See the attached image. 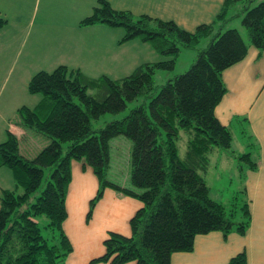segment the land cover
Here are the masks:
<instances>
[{"label": "trees", "instance_id": "trees-1", "mask_svg": "<svg viewBox=\"0 0 264 264\" xmlns=\"http://www.w3.org/2000/svg\"><path fill=\"white\" fill-rule=\"evenodd\" d=\"M253 1L223 0L212 23L188 32L172 21L134 17L113 9L107 0H96L91 14L79 21L80 27H121L124 35L118 44L139 39L168 58L142 63L118 79L105 74L91 77L64 65L31 76L27 92L42 98L34 108L17 109L13 123L49 141L32 158L19 152L20 142L10 131L0 142V168L10 172L13 182V188L2 189L0 194V264H65L72 251L62 229L71 161L88 166L99 183L87 219L106 188L141 203L129 220L130 235L108 233L103 254L91 264H170L173 253L193 250L197 235L245 234L250 224L248 201L233 204L227 211L209 197L200 172L206 171L215 148L237 160L241 176L257 169L251 152L230 150L231 132L214 115L226 93L222 73L242 61L249 46L264 51V0L251 6ZM237 3L243 5L241 26L247 41L235 28L222 31L229 10ZM6 24L0 16V30ZM202 41L208 44L197 49ZM182 49H196L194 62L156 90L154 74L172 71ZM140 97L143 102L124 118L92 129V121L118 114ZM181 133L185 136L183 156L177 146ZM120 135L131 141L130 185L126 187L106 178L109 142ZM236 210L240 211L237 223L232 221ZM41 216L47 220L42 227ZM226 264H247L246 254L240 252Z\"/></svg>", "mask_w": 264, "mask_h": 264}, {"label": "crops", "instance_id": "crops-1", "mask_svg": "<svg viewBox=\"0 0 264 264\" xmlns=\"http://www.w3.org/2000/svg\"><path fill=\"white\" fill-rule=\"evenodd\" d=\"M107 1L115 10L128 11L134 17L146 15L172 21L188 32L194 31L201 24L212 23L223 3V0ZM96 4V0H0V16L6 19L7 26L15 24L14 27H17L8 39H0V50L4 52L3 48L9 44L8 40H20L17 36L22 35L31 19H36L33 11L35 7L38 10L41 6L40 23L55 24V30L59 32L62 28H67L65 31H72L75 36H80V41H77L79 47L89 46V50L80 56L81 64L59 65L78 68L91 77L105 74L112 78L109 75V67L118 57L116 54L122 50L123 44L119 45L116 37H111L113 33L108 26H79V21L89 16ZM82 37L86 38L83 40ZM131 42L136 40L129 41ZM13 46L11 48H15V43ZM133 61L134 58L123 61L121 66L126 68ZM146 61L147 56L143 63ZM222 79L226 93L215 107L214 115L223 126L228 127L232 123L238 126L245 145L254 148L250 152L257 163L255 171L246 170L244 174L243 188L245 200L249 205L250 224L243 236L233 232L226 237L220 232L197 235L194 238L193 250L173 253L170 264H226L240 252L246 254L247 264H264V51L259 52L249 46L245 58L226 69L222 73ZM10 125L9 131L20 142V136L24 135L22 129L13 122ZM70 171L71 180L65 198L66 219L62 229L72 246V251L66 257L65 264H91L93 259L103 254V240L108 233L130 235L129 220L141 207V203L106 188L91 217L87 219L89 202L99 187L98 180L92 170L80 161H71ZM119 185L126 187L128 183L124 180ZM11 188L13 182L10 172L0 168V194L2 189Z\"/></svg>", "mask_w": 264, "mask_h": 264}, {"label": "rangeland", "instance_id": "rangeland-1", "mask_svg": "<svg viewBox=\"0 0 264 264\" xmlns=\"http://www.w3.org/2000/svg\"><path fill=\"white\" fill-rule=\"evenodd\" d=\"M259 1H253L251 6H255ZM242 7V4L237 3L229 10V20L224 24L227 26L222 31L224 32L226 29L235 28L240 32L243 40L247 41L245 30L241 26ZM40 9L41 6L38 10L35 7L33 16L36 19L34 21L31 19L29 25L22 32V35L19 34L17 36L20 37V40H8L7 43L9 44L3 48L5 53L0 50V140L2 142L5 140L6 131H9L10 123L15 120L17 109L22 106L34 108L42 98L41 94H29L27 92V84L31 76L40 70L47 69L50 72L61 63H66L70 66L73 64L79 65L80 56H83L89 50L88 45L79 47L77 41H80V36H75L76 34L72 31H65L67 28H62L61 32H59L55 30V24L40 23ZM14 25H5L4 28L7 27L0 31V39H8L10 35L15 33L17 27L15 28ZM110 28L113 33L111 37H116L119 41L124 35L123 28ZM82 38L84 40L86 37ZM14 43L15 48H11ZM207 44V42L202 41L197 45V49H202ZM140 48L146 50H141ZM121 49L116 54L118 57L113 60L109 67V75L115 79L129 75L137 66L144 62L145 56H147L146 62L148 63L159 62L168 58L167 56L158 54L152 49L149 43L144 44L139 39H136L134 43H129V41L123 43ZM3 53L5 56H3ZM195 57L196 49H182L175 60V66L172 71L166 72L159 70L154 74L156 90L168 78L186 72L194 62ZM131 58H134L132 64L126 68L121 66L123 61L130 60ZM142 102L143 99L140 97L127 103L126 108L118 114L102 115L98 120L92 121V129L98 130L103 128L108 122L121 120L128 115L131 109ZM144 102H147V100ZM228 128L232 138L231 151L242 154L254 150V148H250L251 146L247 147L245 145V140L241 136L236 124L232 123L228 125ZM22 132L24 135L22 134L20 136L19 152L28 158L34 157L49 141L47 137L32 131L24 132L22 130ZM181 135L182 138L178 140L177 146L178 154L183 156L185 153V136L183 133ZM109 145L110 160L106 178L116 184H122L125 180L129 186L128 173L131 141L120 135L112 138ZM245 172L241 176V172L237 168V160L231 154H228V152L215 148L214 152L209 155V163L206 171L200 172V174L209 188V197L222 204L228 211L233 208V204L238 203L239 206L243 200L245 201L243 188ZM239 217L240 211L236 210L232 221L237 223L240 219ZM38 222L42 227L47 223V220L41 216L38 218ZM43 234L49 236V231L44 230Z\"/></svg>", "mask_w": 264, "mask_h": 264}]
</instances>
